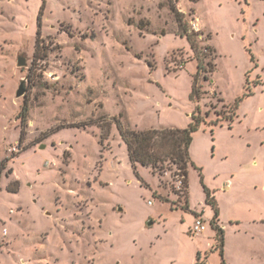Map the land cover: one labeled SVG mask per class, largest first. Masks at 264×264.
Segmentation results:
<instances>
[{"label":"rangeland","instance_id":"obj_1","mask_svg":"<svg viewBox=\"0 0 264 264\" xmlns=\"http://www.w3.org/2000/svg\"><path fill=\"white\" fill-rule=\"evenodd\" d=\"M174 1L215 66L198 100L171 0H0V264H264V0ZM114 117L203 120L188 199L174 165L134 169Z\"/></svg>","mask_w":264,"mask_h":264},{"label":"trees","instance_id":"obj_2","mask_svg":"<svg viewBox=\"0 0 264 264\" xmlns=\"http://www.w3.org/2000/svg\"><path fill=\"white\" fill-rule=\"evenodd\" d=\"M175 3L174 0H171V8L173 13H175L179 25L178 33L181 36L188 37V40L195 51L196 57L199 60L198 70L193 79V91L191 94L192 100H198L201 99L202 96L200 81L202 78L207 80L208 74L215 71V66L212 60L206 63L208 54L204 53L205 51L199 44V32H196L191 27L189 28L185 14L177 9ZM41 19L42 17L40 16L38 19L39 27L41 26ZM138 27L141 31L144 30L143 25L140 24ZM38 35H40V29ZM205 50H211L209 56L211 59H214L215 51L211 49V47H205ZM39 52L40 47L37 44L36 56H38ZM251 94L252 92L249 91L245 96H250ZM241 100L242 99L237 100L236 103L229 108V115L225 116L223 119L230 120L231 122L234 121ZM27 114L28 107L25 103L20 112L22 122L26 120ZM114 118L119 132L128 147L129 158L134 169L137 170L138 165H141L150 168L154 174L163 176L168 170H171L172 165H174L180 172L179 174L183 176L186 198L188 199V170L192 164L190 147L193 140V133L198 130L203 120L200 117H194V123H191L186 129L161 128L139 131L126 128L121 120L116 117ZM221 120L222 119H217L214 124H217ZM100 125L103 127L104 138H107L110 129L106 128L103 124ZM208 196V203L217 208L214 198H210V194ZM216 217H218V213L216 214ZM223 245L224 244L222 243V246ZM223 264H226L225 259H223Z\"/></svg>","mask_w":264,"mask_h":264},{"label":"water","instance_id":"obj_3","mask_svg":"<svg viewBox=\"0 0 264 264\" xmlns=\"http://www.w3.org/2000/svg\"><path fill=\"white\" fill-rule=\"evenodd\" d=\"M18 66L26 67L27 66V58L20 56L18 58ZM25 81H26L25 79H23L21 81V84H20L19 89L17 91V97H22L25 95V93H26ZM41 148H45V145H42Z\"/></svg>","mask_w":264,"mask_h":264},{"label":"built area","instance_id":"obj_4","mask_svg":"<svg viewBox=\"0 0 264 264\" xmlns=\"http://www.w3.org/2000/svg\"><path fill=\"white\" fill-rule=\"evenodd\" d=\"M207 229V222L204 219V217L200 216L195 219L194 226H193V232L195 234H201Z\"/></svg>","mask_w":264,"mask_h":264},{"label":"crops","instance_id":"obj_5","mask_svg":"<svg viewBox=\"0 0 264 264\" xmlns=\"http://www.w3.org/2000/svg\"><path fill=\"white\" fill-rule=\"evenodd\" d=\"M206 222H207V219L205 218ZM207 228H208V225H207Z\"/></svg>","mask_w":264,"mask_h":264}]
</instances>
